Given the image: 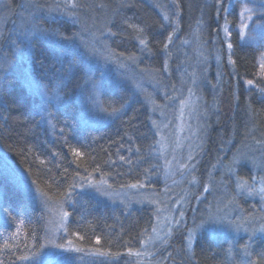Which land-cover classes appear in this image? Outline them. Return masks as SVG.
<instances>
[{
	"label": "rangeland",
	"instance_id": "obj_1",
	"mask_svg": "<svg viewBox=\"0 0 264 264\" xmlns=\"http://www.w3.org/2000/svg\"><path fill=\"white\" fill-rule=\"evenodd\" d=\"M140 1L161 19L152 44L144 31L129 43L119 41L117 14L99 3L0 0V92L8 74L19 75L39 97L43 121L55 132L52 115L65 99L40 84L38 75L44 74L35 55L44 49L56 62L83 69L89 91L86 100L79 99L84 126L106 122L99 114L105 88L128 86L148 109L154 139L138 183L113 188L105 177L84 175L54 203L0 149V172L34 196L44 219L43 240L26 264H183L204 233L227 242L239 256L237 264H257L252 250L257 242L264 245V140H247L233 150V139L218 149L208 142L215 119L227 120L234 111L231 89L219 85L226 75L222 61L231 64L233 34L258 54L257 76L244 87L264 99V0H230L223 7L222 0H203L185 28L177 0ZM212 9L217 20L208 14ZM82 194L126 213L150 210L153 223L138 249L120 258L73 243L66 234L69 210Z\"/></svg>",
	"mask_w": 264,
	"mask_h": 264
},
{
	"label": "trees",
	"instance_id": "obj_2",
	"mask_svg": "<svg viewBox=\"0 0 264 264\" xmlns=\"http://www.w3.org/2000/svg\"><path fill=\"white\" fill-rule=\"evenodd\" d=\"M86 1L99 3L117 14L116 35L121 42L129 43L144 31L152 44L153 32L161 26L157 12L140 0ZM202 1L177 0L183 28L185 21L190 22L200 14ZM228 1L222 0V7ZM208 14L216 19L214 9ZM233 18H228L232 28ZM214 23L212 26L210 22L212 30ZM63 30L68 33L69 28ZM230 44L231 64L227 67L222 61L226 75L219 85L231 89L234 111L227 120L215 119L208 142L213 149L216 143L218 149L229 139L235 140L232 150L247 140L248 143L264 140V99L244 87L245 81L257 76L258 54L241 45L236 34L231 36ZM35 56L37 67L44 74L38 75L40 84L48 94L58 91L65 103L53 112L56 131L52 133L40 113L39 97L24 86L19 75L8 74L0 92V149L7 158L27 174L30 184L50 203L66 198L84 175L105 177L113 188L138 183L154 143L148 109L143 102L135 98L128 86L105 88L99 114H104L106 122L98 127L84 126L80 121L83 111L80 100H86L89 91L83 69H73L67 60L56 62L44 49ZM223 140H227L225 144ZM240 173L249 177L245 168ZM15 182L1 170L0 264H26L29 255L39 250L44 236L39 205L31 193ZM69 218L66 234L73 243L120 258L138 249L153 223L150 210L126 213L86 194L74 198ZM252 252L257 264H264L261 242L255 244ZM238 258L227 242H217L204 233L183 264H237Z\"/></svg>",
	"mask_w": 264,
	"mask_h": 264
},
{
	"label": "snow or ice",
	"instance_id": "obj_3",
	"mask_svg": "<svg viewBox=\"0 0 264 264\" xmlns=\"http://www.w3.org/2000/svg\"><path fill=\"white\" fill-rule=\"evenodd\" d=\"M246 11L250 12L251 10L250 9H246ZM249 83H251V82H249ZM262 191H264V189H262Z\"/></svg>",
	"mask_w": 264,
	"mask_h": 264
}]
</instances>
